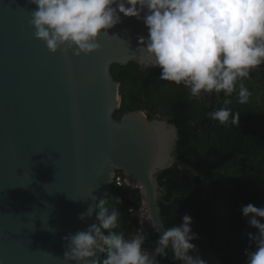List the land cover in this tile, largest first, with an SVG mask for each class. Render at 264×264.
Listing matches in <instances>:
<instances>
[{"label": "water", "instance_id": "obj_1", "mask_svg": "<svg viewBox=\"0 0 264 264\" xmlns=\"http://www.w3.org/2000/svg\"><path fill=\"white\" fill-rule=\"evenodd\" d=\"M37 7L0 0V264H66L64 237L95 222L80 214L120 170L142 190L148 229L155 223L163 233L157 175L179 162V130L168 119L142 110L114 116L122 98L111 67L146 56L138 51L143 20L120 14L100 50L65 56L35 37Z\"/></svg>", "mask_w": 264, "mask_h": 264}, {"label": "clouds", "instance_id": "obj_2", "mask_svg": "<svg viewBox=\"0 0 264 264\" xmlns=\"http://www.w3.org/2000/svg\"><path fill=\"white\" fill-rule=\"evenodd\" d=\"M35 37L52 53L71 51L75 56L101 49L102 33L122 22L121 15L142 19L148 36L138 37L140 63L159 68L160 79L183 85L191 99L223 93V107L208 113L221 125H238L240 115L231 107V97L247 104L252 92L245 81L253 69L264 65V0H29ZM143 14V15H142ZM107 194L105 195V197ZM92 197L79 219L95 217L87 230L64 237L66 264H160L169 257L179 264H207L193 240L192 217L159 233L154 250L144 247L147 236L126 235L120 229L117 205ZM248 224L257 229L249 238L256 245L247 252V264H264V207L247 204L241 209ZM105 258L101 260V256Z\"/></svg>", "mask_w": 264, "mask_h": 264}, {"label": "trees", "instance_id": "obj_3", "mask_svg": "<svg viewBox=\"0 0 264 264\" xmlns=\"http://www.w3.org/2000/svg\"><path fill=\"white\" fill-rule=\"evenodd\" d=\"M111 72L120 83L122 98L114 113L116 119L142 110L150 119L166 118L178 127L179 162L157 175L163 187L159 206L165 226L182 224L187 214L198 235L192 243L207 264H247L246 253L256 249L249 233L255 234L257 229L248 224L241 209L249 203L264 207V65L253 69L245 81L252 92L247 104L237 103L236 94L231 97L228 107L239 112L238 125H221L208 116L224 106L223 93L191 99L183 85L161 80L159 68L136 61L114 64ZM113 197L122 200L117 205L119 230L138 234L139 214L129 209L141 206V188L114 182L105 198L114 203ZM142 235L147 236L144 247L153 250L159 234L147 229ZM158 260L174 264L170 252L168 258Z\"/></svg>", "mask_w": 264, "mask_h": 264}, {"label": "built area", "instance_id": "obj_4", "mask_svg": "<svg viewBox=\"0 0 264 264\" xmlns=\"http://www.w3.org/2000/svg\"><path fill=\"white\" fill-rule=\"evenodd\" d=\"M115 183L119 186L126 185L130 189L140 188V187L136 186L135 184H133L132 181L126 175H124V173L123 174L117 173V175L115 177ZM129 212L130 213L138 212L139 223H140V230H139L138 234H142L144 231H146L148 229L149 220H150L149 209H148L146 199H145L143 193H142V204L139 207V209L137 210L134 207H132L129 209Z\"/></svg>", "mask_w": 264, "mask_h": 264}]
</instances>
